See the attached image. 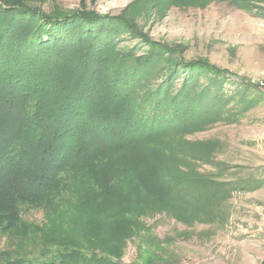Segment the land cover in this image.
I'll list each match as a JSON object with an SVG mask.
<instances>
[{"label":"trees","instance_id":"1","mask_svg":"<svg viewBox=\"0 0 264 264\" xmlns=\"http://www.w3.org/2000/svg\"><path fill=\"white\" fill-rule=\"evenodd\" d=\"M242 1L232 0L246 9ZM120 26L137 31L122 16L0 0V235L40 245L34 254L0 250V264H114L144 215L182 216L190 192L200 214L213 206L209 182L181 168L203 154L183 135L222 112V82H201L195 71L209 63L176 64L161 46L139 59L120 45ZM26 206L46 221L28 224ZM109 206L126 213L129 229L109 236L100 217L81 223Z\"/></svg>","mask_w":264,"mask_h":264},{"label":"rangeland","instance_id":"2","mask_svg":"<svg viewBox=\"0 0 264 264\" xmlns=\"http://www.w3.org/2000/svg\"><path fill=\"white\" fill-rule=\"evenodd\" d=\"M22 1L45 12L87 9L125 17L137 31L120 26V45L137 49L139 59L153 46L176 64L205 61L210 67L195 71L201 82L217 78L224 87L222 112L202 116L183 135L188 147L203 154L188 158L181 168L209 182L213 206L200 214L190 192L192 204L182 216L144 215L136 220L121 258L109 257L112 263L264 264V0H243L246 9L232 0H152L146 9L137 6L138 0ZM110 210L86 211L81 223L100 217L99 231H111L109 236L129 229L119 218L126 213ZM22 215L31 226L46 221L38 207L26 206ZM39 248L36 242L21 245L0 235V250L34 254ZM95 251L104 256L95 246L86 248L88 254Z\"/></svg>","mask_w":264,"mask_h":264}]
</instances>
